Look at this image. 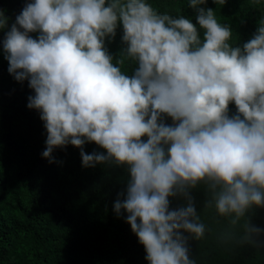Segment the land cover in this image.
Wrapping results in <instances>:
<instances>
[{"label":"clouds","instance_id":"9594fccd","mask_svg":"<svg viewBox=\"0 0 264 264\" xmlns=\"http://www.w3.org/2000/svg\"><path fill=\"white\" fill-rule=\"evenodd\" d=\"M8 19L0 9V29ZM196 21L202 39L190 19L146 0H32L3 40L8 73L34 92L27 107L47 132L42 158L52 163L54 149L70 144L82 167L127 166L113 210L127 214L148 264H196L185 233L199 241L207 231L190 195L201 182L204 211L232 227L243 220L239 244L261 232L244 218L264 207V18L242 48L229 43L233 34L212 8H198ZM118 23L126 47L113 64L105 38ZM129 62L138 64L131 76L122 72ZM86 143L105 152L85 153ZM174 196L186 206L170 210Z\"/></svg>","mask_w":264,"mask_h":264},{"label":"trees","instance_id":"16d2710c","mask_svg":"<svg viewBox=\"0 0 264 264\" xmlns=\"http://www.w3.org/2000/svg\"><path fill=\"white\" fill-rule=\"evenodd\" d=\"M32 0H0V9L8 17L7 27L0 29V264H148L137 236L126 223V213L114 212V202L123 200L130 178L127 166L112 163L82 167L80 149L67 145L52 153L54 162L42 158L47 132L40 113L27 107L34 95L28 81L18 82L7 71L3 40L15 17ZM160 13L182 15L203 29L196 21L198 8H212L219 23L229 27L233 47H241L253 38L264 18V0H226L221 5L206 0L197 8L189 0H146ZM37 38L39 33H30ZM122 25L114 37L105 38V48L120 58L126 45L122 42ZM137 63L122 68L131 76ZM234 102L228 115L234 116ZM161 120L172 125L171 117ZM146 142L147 137H142ZM85 153L105 152L94 143L83 146ZM196 212L206 225L201 240L189 234L190 258L196 264H264V207L252 206L245 218L261 229L253 242L239 244L243 220L232 227L214 210L204 211L209 198L201 182L190 189ZM170 210L186 206L181 196L169 197Z\"/></svg>","mask_w":264,"mask_h":264}]
</instances>
